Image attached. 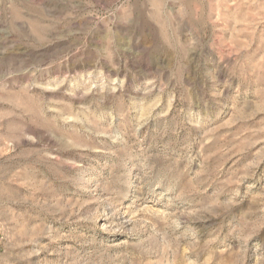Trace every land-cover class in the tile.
<instances>
[{
    "label": "rangeland",
    "instance_id": "1",
    "mask_svg": "<svg viewBox=\"0 0 264 264\" xmlns=\"http://www.w3.org/2000/svg\"><path fill=\"white\" fill-rule=\"evenodd\" d=\"M0 264H264V0H0Z\"/></svg>",
    "mask_w": 264,
    "mask_h": 264
}]
</instances>
